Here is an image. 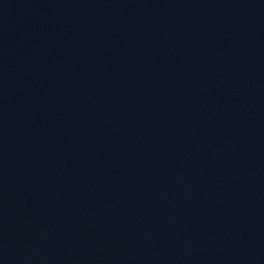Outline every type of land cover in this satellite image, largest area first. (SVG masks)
Wrapping results in <instances>:
<instances>
[{
    "label": "water",
    "instance_id": "95a60500",
    "mask_svg": "<svg viewBox=\"0 0 264 264\" xmlns=\"http://www.w3.org/2000/svg\"><path fill=\"white\" fill-rule=\"evenodd\" d=\"M0 264H264V0H0Z\"/></svg>",
    "mask_w": 264,
    "mask_h": 264
}]
</instances>
